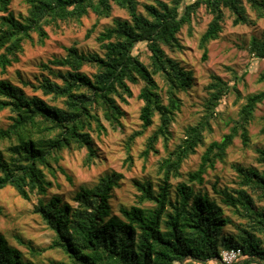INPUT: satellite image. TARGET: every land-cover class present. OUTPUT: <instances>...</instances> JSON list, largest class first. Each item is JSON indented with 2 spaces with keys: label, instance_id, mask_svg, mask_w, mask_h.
<instances>
[{
  "label": "trees",
  "instance_id": "16d2710c",
  "mask_svg": "<svg viewBox=\"0 0 264 264\" xmlns=\"http://www.w3.org/2000/svg\"><path fill=\"white\" fill-rule=\"evenodd\" d=\"M24 1L26 13L16 15L12 0H0L3 72L20 60L26 43L44 45L48 28L59 32L80 26L90 14L96 16L95 28L112 15L114 5L129 17L115 19L98 33L101 52H85L73 43L65 55L40 63L49 74L35 82L21 80L20 85L0 79V111L11 112L9 122L0 125V190L11 186L23 199L37 197L33 210L55 232L52 248L67 256L54 264H224L221 251L225 248L242 250L233 264H264V206L258 204L264 202V168L238 165L237 187L231 191L215 187L222 205L185 181L171 185V178L182 175L183 164L206 145L223 100L233 96L237 103L242 97L237 81L231 83L217 74H211L206 85L203 115L186 127L185 136L159 162L163 177L158 183L151 178L135 180L136 203L121 206L120 215L113 208L115 189L124 179L119 171L102 175L92 187H81L73 197L76 205L60 194L50 195L58 172L72 180L61 164L65 151H84L83 164L90 167L100 158L94 135L101 139L110 129H123L122 104L134 96L133 85L140 86L138 97L143 102L141 128L128 139L126 160L132 161L136 138L152 128L156 118L141 156L147 161L157 154L160 142L168 150L172 123L183 106L181 93L194 87L196 75L167 50L182 49L179 34L185 25L191 28L193 15L204 5L211 15L199 38L206 60L210 43L220 38L227 20L237 26L264 18V0H156L145 5L146 14L138 11V0ZM248 50L264 59V39L253 36ZM142 52L148 61L141 58ZM259 81L264 83V69ZM26 86L42 96L27 94ZM263 101L264 87L246 97L230 131L206 145L189 181L203 184L208 170L226 159L236 137L248 145L249 126ZM256 154L264 167V145L256 148ZM229 211L241 221L236 223ZM230 224L236 232L226 231ZM0 264L36 263L0 232Z\"/></svg>",
  "mask_w": 264,
  "mask_h": 264
},
{
  "label": "rangeland",
  "instance_id": "374dc122",
  "mask_svg": "<svg viewBox=\"0 0 264 264\" xmlns=\"http://www.w3.org/2000/svg\"><path fill=\"white\" fill-rule=\"evenodd\" d=\"M138 11L146 14L145 5L156 3V0H138ZM11 10L16 14H25L27 5L24 0H12ZM250 17L254 19V14L249 11ZM127 13L119 7H113L112 15L102 18L99 24L93 28L96 20L94 14L83 18L82 25H73L70 28L53 32L48 28L49 38L44 45L37 42L35 44L26 43L25 51L20 55V60L7 67L5 72L0 70V79L7 78L21 85V80L37 81L43 75H48L47 71L40 68L42 61H47L54 56H62L66 53V47L77 44L80 50L89 52H101L100 43L96 36L105 27L114 23L115 19H128ZM211 15L206 12L204 5H201L192 17L191 28L185 25L180 34L182 49L167 50L168 54L188 69L195 72L196 83L187 92H182V110L178 113L176 120L172 123L173 139L169 149L166 150L162 142L158 143L159 152L151 154L147 161L141 156L145 148L146 141L157 124L150 128L144 135L138 136L132 146V161H127V145L129 137L136 130L141 128L139 118L140 109L143 102L138 97L139 85H133L134 96L128 98V102L122 104L126 115L123 120L122 130H109L107 135H102L101 139L94 135L95 142L100 152V158L90 167L83 164L84 151L64 152L61 164L66 169L67 174L72 177L69 180L65 174L58 172V178L54 180V186L50 189V195L60 194L65 201L76 205L73 197L81 187H92L99 178L112 171H119L124 174L122 185L115 189L116 197L113 199L114 213L120 215V207L130 206L136 203L137 187L135 180L151 178L154 183H158L163 175L159 172V162L168 155L176 144L185 136V129L188 125L196 123L204 113V103L208 96L206 85L210 81L211 74H217L224 80L231 83L237 81V87L241 92L239 102L234 101V97L223 100L219 107L216 119L213 120V131L207 133L206 145L213 140H221L222 136L230 131L238 118L239 109L246 97L263 89L264 83L259 81V75L264 69V59L252 56L248 47L253 36L264 39V18L256 20L254 23L234 26L228 19L220 38L211 42L206 60L202 59V50L199 48V38L207 27ZM91 28L94 30L91 31ZM88 32L90 33L87 36ZM141 58L148 61L146 53L142 52ZM236 75L242 76L235 79ZM27 94H38L31 87L26 86ZM45 97V96H44ZM45 99H50L46 96ZM11 112L6 109L0 111V125L9 122ZM264 101L260 103L254 112V120L249 126L250 141L244 145L240 136L236 137L233 144L227 150V157L224 161H218L214 168H210L204 175L203 184L196 181H189V173L197 169L201 155L206 145L200 146L198 153L192 155L181 169L180 177L171 178V185L174 186L179 181L192 184L196 190L206 191L212 198H215L221 205V195L216 191L227 189L231 191L237 187L236 167L254 166L259 170L264 167L257 162L256 148L264 145ZM50 179L52 177L48 175ZM216 187V189H215ZM37 197L31 200L20 197L16 190L7 186L0 190V232L7 241L19 248L26 258L36 264H54L57 261L67 260L64 252L58 248H52L55 232L48 227L43 218L34 212ZM264 206V202H258ZM149 205V203H145ZM231 218L238 223L241 219L231 211L228 212ZM228 232H236L237 229L232 224L226 228ZM205 264H218L216 261H208Z\"/></svg>",
  "mask_w": 264,
  "mask_h": 264
},
{
  "label": "built area",
  "instance_id": "2783aa9c",
  "mask_svg": "<svg viewBox=\"0 0 264 264\" xmlns=\"http://www.w3.org/2000/svg\"><path fill=\"white\" fill-rule=\"evenodd\" d=\"M242 255L240 248H225L221 251V261L224 264H233Z\"/></svg>",
  "mask_w": 264,
  "mask_h": 264
}]
</instances>
